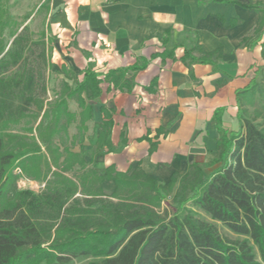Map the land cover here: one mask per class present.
Instances as JSON below:
<instances>
[{
  "label": "trees",
  "instance_id": "trees-1",
  "mask_svg": "<svg viewBox=\"0 0 264 264\" xmlns=\"http://www.w3.org/2000/svg\"><path fill=\"white\" fill-rule=\"evenodd\" d=\"M8 1L0 0V264L77 258H91L87 264H264V77L235 93L240 130L217 142L216 161L223 166L212 175L193 164L162 186L139 165L99 173L81 150L89 102L101 96L103 84L107 91L131 92L146 62L105 74L86 68L72 85L61 68L66 80L48 101L54 38L48 26L35 36L19 25ZM240 6L258 14L252 36L241 40L247 44L264 34V6ZM212 55L220 49L199 59L185 51L182 60L204 64ZM70 102L77 111L69 110ZM100 115L96 150L113 126L110 110L101 106ZM154 149L150 142L149 153ZM22 178L43 189H18ZM104 182L113 184L109 195ZM162 202L171 215L156 211Z\"/></svg>",
  "mask_w": 264,
  "mask_h": 264
},
{
  "label": "crops",
  "instance_id": "crops-1",
  "mask_svg": "<svg viewBox=\"0 0 264 264\" xmlns=\"http://www.w3.org/2000/svg\"><path fill=\"white\" fill-rule=\"evenodd\" d=\"M260 2L264 6V0H46L51 63L68 72L71 80L60 71L68 84L81 80L86 68L105 74L146 62L131 92L107 91L103 84L101 96L89 102L90 138L81 148L88 167L125 173L139 165L162 186L193 164L206 176L221 168L217 142L240 130L235 93L264 77V34L241 41L252 36L258 14L240 4ZM217 49L220 55L208 63L182 60L185 51L199 59ZM101 106L110 110L113 126L96 150ZM148 140L155 144L151 153ZM102 188L112 192L113 184Z\"/></svg>",
  "mask_w": 264,
  "mask_h": 264
},
{
  "label": "rangeland",
  "instance_id": "rangeland-1",
  "mask_svg": "<svg viewBox=\"0 0 264 264\" xmlns=\"http://www.w3.org/2000/svg\"><path fill=\"white\" fill-rule=\"evenodd\" d=\"M46 0H9L8 8L9 13L13 19L22 27L27 26L30 32H33L37 36L40 32L46 28V17L44 13V6ZM60 69H55L53 66L48 72V82H47V94L46 98L48 101L53 99V95L57 90L58 83L62 80ZM262 79L259 80V82ZM72 84V82H69ZM257 105V104H256ZM73 105L69 104V110L73 111ZM252 112V108H249V113ZM74 126H70L69 134H74ZM86 138H90V133L87 132ZM84 146V145H83ZM87 151V150H85ZM88 152V151H87ZM90 152V151H89ZM89 165V164H88ZM69 176H72L70 173ZM43 184L35 181H30L26 179H20L17 182V187L20 190H31L34 193H39L43 189ZM103 192L106 195H109L111 192L109 190L103 189ZM78 198H81L80 195H77ZM170 197H168L169 199ZM160 215H171L172 212L168 208L167 204L162 202L160 208L156 210ZM219 231L222 235H227V232L218 225ZM91 258H77L72 260L68 264H87L91 261Z\"/></svg>",
  "mask_w": 264,
  "mask_h": 264
}]
</instances>
